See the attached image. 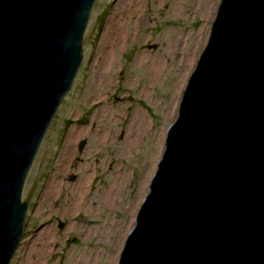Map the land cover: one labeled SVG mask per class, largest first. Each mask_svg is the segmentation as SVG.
<instances>
[{
    "label": "water",
    "instance_id": "obj_1",
    "mask_svg": "<svg viewBox=\"0 0 264 264\" xmlns=\"http://www.w3.org/2000/svg\"><path fill=\"white\" fill-rule=\"evenodd\" d=\"M94 2L0 0V264L23 237L24 185ZM116 264H264V0L220 1Z\"/></svg>",
    "mask_w": 264,
    "mask_h": 264
},
{
    "label": "rangeland",
    "instance_id": "obj_2",
    "mask_svg": "<svg viewBox=\"0 0 264 264\" xmlns=\"http://www.w3.org/2000/svg\"><path fill=\"white\" fill-rule=\"evenodd\" d=\"M210 1L95 0L83 61L24 185L28 210L10 264L117 263L156 170L151 150L159 161L208 41L221 0L208 11ZM139 129L130 146L128 132Z\"/></svg>",
    "mask_w": 264,
    "mask_h": 264
},
{
    "label": "bare ground",
    "instance_id": "obj_3",
    "mask_svg": "<svg viewBox=\"0 0 264 264\" xmlns=\"http://www.w3.org/2000/svg\"><path fill=\"white\" fill-rule=\"evenodd\" d=\"M213 2H214V0H211L209 3V8H208V11H210L211 10V8L213 7ZM211 7V8H210ZM205 31V30H204ZM64 54L65 53H63V51H62V56H61V54L59 53V52H56L54 55H52L51 57H50V63H49V65H48V69H47V72L49 73V74H51L52 75V81L50 80H48V82H49V84H51L52 86H55L56 84H59L60 83V81H61V79H60V76H59V74H56V69H61L62 68V66H63V64H64V62H65V57H64ZM47 59V58H46ZM158 69V66L157 65H154V69ZM58 72V71H57ZM50 76V75H49ZM53 88V87H52ZM41 108H42V106H41ZM171 112H172V110H171ZM39 115V114H38ZM136 117H137V120H136V128H141V127H143L144 126V124H145V115L140 111V110H138L137 112H136ZM32 128V127H31ZM137 130V129H136ZM168 130V129H167ZM139 133H140V129L138 130V131H136V132H133L132 130L131 131H129L128 132V134H127V137H126V140H127V142L130 144V146H134V145H136V140H135V138H136V136H138L139 135ZM133 135L135 136V137H133ZM162 139L164 140V135H163V137H162ZM155 143H156V139H155ZM152 154V155H151ZM150 156L151 157H149V161H151V165H152V171H154V169H155V166H156V164H157V162H158V158H159V151H158V149H156V144H154V146H153V150H151V153H150ZM112 190H114L113 188H112ZM142 198H143V196H142ZM141 198V199H142ZM141 199L138 201V203H137V208H136V210L138 209L139 210V208H140V204H142L141 203ZM144 199V198H143ZM105 201L106 202H108V196H107V198L105 199ZM143 202V201H142ZM137 210V211H138ZM45 233H46V231H45ZM123 239H122V241L124 240V238H125V236H126V233H124L123 234ZM127 238V237H126ZM126 240V239H125ZM39 243H37V248H36V250H38V246L40 245V244H42V245H45L44 243V240H42V238L38 241ZM46 246V245H45ZM122 246V242H121V244H120V247ZM113 264V263H112Z\"/></svg>",
    "mask_w": 264,
    "mask_h": 264
}]
</instances>
